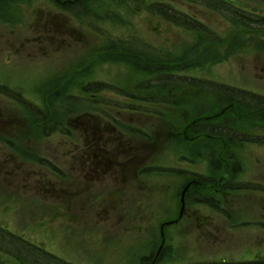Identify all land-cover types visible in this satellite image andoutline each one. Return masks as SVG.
<instances>
[{"label": "rangeland", "instance_id": "1", "mask_svg": "<svg viewBox=\"0 0 264 264\" xmlns=\"http://www.w3.org/2000/svg\"><path fill=\"white\" fill-rule=\"evenodd\" d=\"M49 1L0 0V85L63 124L42 137L14 93L0 91V227L69 264L264 257V143L223 150L215 140L184 142L183 132L172 138L184 127L172 104L185 99L179 85L213 82L264 97V33L188 0L92 1L80 16ZM158 1L200 20L209 35L150 15ZM238 1L243 14L264 16V0ZM97 31L124 47L106 46ZM148 57L165 68L183 61V71L167 82L142 64ZM87 85L104 91L68 104L67 114V94L79 97ZM254 137L264 139V126ZM216 158L220 172L210 166ZM0 264L21 263L0 251Z\"/></svg>", "mask_w": 264, "mask_h": 264}, {"label": "trees", "instance_id": "2", "mask_svg": "<svg viewBox=\"0 0 264 264\" xmlns=\"http://www.w3.org/2000/svg\"><path fill=\"white\" fill-rule=\"evenodd\" d=\"M17 1V0H16ZM47 1V0H46ZM51 3L58 9V11L65 12L67 14H74L80 16L79 13H88L89 9L92 12L94 5L91 4L92 1L103 0H50ZM49 1V2H50ZM107 1V0H104ZM190 3L199 5L201 7H206L212 12L224 15L225 19H228L234 26L239 27L243 25L245 28H252L257 33H264V16L259 20L257 13H249L246 10H240L238 7H242L238 0H188ZM147 11L150 15L157 17L164 22L181 28L189 33L193 32L200 35H209L208 28L206 24L202 23L197 18L193 16L182 14L183 17L178 16L175 9L172 8L168 2L158 1L155 4H150L147 6ZM112 14V12H110ZM245 16V19L243 18ZM98 29H100L98 27ZM102 35L103 41L105 39L109 40V46L111 47H124V45L119 44L110 34L105 31H97ZM153 55V54H148ZM159 55V53H157ZM164 56V55H163ZM148 62L142 61V64L149 63L150 68L156 75L167 76L163 80L168 82V79L173 78L174 75L171 71L182 72L181 63L183 61L172 60L168 62V68L165 65H159L158 60L155 58H149ZM157 60V61H156ZM154 61H156L154 63ZM162 61V60H159ZM141 62V61H140ZM175 62L177 63L175 65ZM152 66V67H151ZM168 78V79H167ZM167 82L164 83L163 87L167 88ZM82 86L81 90L83 94L79 97L76 95H69L62 106L67 114H73L70 110V105L83 104V102H89V97H93L91 91H97V93L104 91L101 87ZM184 89V95L178 101H173V109L181 110L183 115V129L177 130L174 134L176 137H172L174 140H181L183 137L184 142H192L191 144L200 145L198 143L206 142V140H215L219 145L226 149L227 145L231 142L239 144H263L264 139L259 137H254L250 139L252 131H257L259 128L264 126V97L254 95L252 93L233 89L219 84H205L204 82H193L188 81L184 85H179ZM168 89V88H167ZM0 91L14 93L11 88L7 86L0 85ZM18 94V93H17ZM15 95V93H14ZM83 96V97H82ZM122 96V95H120ZM15 100L17 103L21 104L23 108L31 116L32 122L36 123L41 132V136H50L53 133H58L62 130L63 124L56 121L50 124L53 118L50 116L49 110L42 108L30 100L26 99L22 95H15ZM85 98V99H83ZM155 103V102H154ZM160 104H163L161 101ZM185 116V118H184ZM258 125V126H257ZM184 133V135L178 139L179 133ZM189 144V143H186ZM264 145V144H263ZM220 158L210 160L211 168L216 171H221V162H218ZM39 163L46 166L44 160H39ZM48 164V163H47ZM235 163H233L234 165ZM232 165V166H233ZM195 178L198 182L207 183L203 186H208L210 184V179L207 177ZM214 184V183H213ZM211 184V185H213ZM236 187L235 189H237ZM242 187H239L240 189ZM198 204L206 205L210 209L215 211H220V207L217 201L207 199L195 198ZM13 240V241H10ZM0 251L5 254L15 258L16 261L21 264H27L29 261L35 262L34 264H69L64 260L52 255L51 253L44 250L42 247L31 244L28 241L15 236L11 232L4 230L0 227ZM196 264H264V259H257L252 262L243 263H230V262H220V263H196Z\"/></svg>", "mask_w": 264, "mask_h": 264}, {"label": "bare ground", "instance_id": "3", "mask_svg": "<svg viewBox=\"0 0 264 264\" xmlns=\"http://www.w3.org/2000/svg\"><path fill=\"white\" fill-rule=\"evenodd\" d=\"M104 42H106V46H109V40L108 39H105V41ZM46 166L50 169V172L51 171H53V170H56V168L55 167H53L52 165H50V164H46ZM152 170V169H151ZM2 228V227H1ZM4 230H7V228H3ZM7 231H9V230H7ZM9 232H11V231H9ZM12 233V232H11ZM225 262V261H224Z\"/></svg>", "mask_w": 264, "mask_h": 264}, {"label": "flooded vegetation", "instance_id": "4", "mask_svg": "<svg viewBox=\"0 0 264 264\" xmlns=\"http://www.w3.org/2000/svg\"><path fill=\"white\" fill-rule=\"evenodd\" d=\"M184 213H185V212H184ZM184 213H183V214H184ZM263 258H264V257H263Z\"/></svg>", "mask_w": 264, "mask_h": 264}]
</instances>
